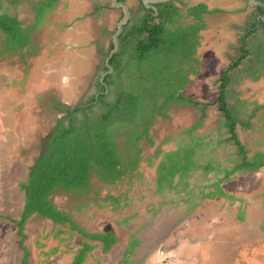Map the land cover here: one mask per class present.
I'll use <instances>...</instances> for the list:
<instances>
[{
  "label": "rangeland",
  "instance_id": "obj_1",
  "mask_svg": "<svg viewBox=\"0 0 264 264\" xmlns=\"http://www.w3.org/2000/svg\"><path fill=\"white\" fill-rule=\"evenodd\" d=\"M87 1L92 2V0ZM98 1L105 2V0ZM130 1L135 2L132 20L139 23L148 10L143 9L137 1ZM201 1H207L213 7H222L226 12L208 17L210 29L204 32L203 46L199 53L203 69L201 74L193 79L185 93L188 97L203 104H209L206 108L207 115L203 125L196 134L202 135L206 142L213 140V143L208 147L204 146L203 150L199 149L200 152H203L204 158L208 154L214 158L227 160L234 157L236 148L232 142L226 141L229 137L228 129L225 127L220 129L221 120L224 119L223 114L219 109V103H213L220 93V79L226 68L233 63V59L242 55L241 47L245 44L242 38L247 35L252 18L254 15H258L259 11L251 0H184L183 3L194 4ZM84 2L86 0H65L62 2V6L54 13L53 21L49 22L51 24H47L37 32L38 44L42 47L38 54L29 55L27 58L16 55L0 62V76H8V81L3 82L1 87L0 139L9 138V141L4 143L5 150H8V153L12 155L11 163L21 166L23 178L30 173L35 165V160L41 156L44 140L55 129L58 119L67 118L64 108H73L88 102L90 96L97 90L96 80L104 71L103 63L109 56L110 44L104 47L103 42H100L105 49L103 55L99 51L97 52L95 44L92 46L93 50H89L91 47L88 45L89 39H87L88 42L83 43L84 39L76 38V40L74 38L79 32L76 25L77 20L78 22L84 19L86 21L87 17L94 15L93 12L92 14L84 12L82 6ZM107 3L110 5L111 0H108ZM178 4L184 7V4ZM0 6L2 7H0V11L8 10L24 21H31L33 18L32 6L27 1L17 5L13 0H0ZM74 6L78 8L77 13L67 17L66 9ZM112 10L108 9L109 15L107 13V16L106 14H102L100 18H98L99 15L93 16L96 18L94 22L100 19L104 21V26H108L109 23L112 25L109 41L113 38L119 24V10L115 16H111ZM65 24H68L69 28ZM2 39L3 34L0 31V44ZM261 39H264V30L260 26L256 35H251L249 40L254 43ZM74 43L78 47H75ZM68 44L71 48L77 49H70ZM57 45L60 46L57 47ZM66 48H69L68 51H65ZM90 70L91 76L88 77L87 74ZM234 73L237 74V77L241 75L239 69H236ZM230 88L234 91L229 98L231 105L238 98L264 104V76L259 81H254L250 77H240ZM116 95L117 89L115 88L109 95V100L116 99ZM62 105L64 108L61 107ZM202 108L203 106L193 104H174L169 112L171 117L159 118L152 127L155 145L143 144L146 158L151 156L158 146L167 149L172 146V142H178L182 138L188 142L190 138L182 133L200 119ZM97 110L98 108L88 110L86 114H95ZM261 114L259 113L258 117L252 120L255 129H246L241 125L238 129L242 142L253 152L264 150V129L261 127ZM84 116L85 114L80 113V120H83ZM20 119L23 120L20 128L24 135V141L21 144L13 130L15 128L12 127L14 124L17 126ZM2 122L4 127L9 128L5 129V132L1 128ZM0 144H2L1 140ZM146 166L148 164H144V169H142L143 177L151 182L150 177L154 168L146 169ZM194 180L195 183H200V174L195 175ZM92 182L95 188L101 190L102 195L106 194L107 187L97 176L93 177ZM223 186L229 194L237 196L239 200L220 197L210 201L205 200L198 212L192 214L187 222L181 225L178 233L192 230L195 233L194 237L203 238L204 242L215 228L214 235L217 236V239L212 243L204 246L197 244L200 248L198 250L190 249L189 256L192 261L190 262V258H188L183 264H264V197L262 196L264 168L258 172L238 173ZM108 187L110 193H119L123 190H127L129 193L133 189L132 186L125 184L120 189H116L115 186ZM91 196L93 195L75 198L59 194L54 197V201L58 206L74 210L75 207L89 201ZM86 213L81 217L76 215L79 223L85 226L87 225L84 220ZM242 213H244V219L241 217ZM49 226L45 227V232L49 231ZM222 229L225 230L223 233ZM65 237V240L60 242L61 252L58 262L54 261L56 264H68L72 259V249L80 244L81 238L77 234L71 239L69 234ZM44 238L46 240L48 237ZM34 240L32 238L30 241ZM172 240L174 242V238ZM183 245L189 247L192 244L187 241ZM35 255L37 264H43L46 257L40 255L38 251Z\"/></svg>",
  "mask_w": 264,
  "mask_h": 264
},
{
  "label": "trees",
  "instance_id": "obj_2",
  "mask_svg": "<svg viewBox=\"0 0 264 264\" xmlns=\"http://www.w3.org/2000/svg\"><path fill=\"white\" fill-rule=\"evenodd\" d=\"M13 1L17 5L29 2L34 10V22L26 24L17 15L0 11V29L5 35L0 59L4 53L25 58L29 53L38 54L41 47L36 44L34 33L50 22L51 15L61 2ZM183 1L158 4V14L144 6L148 11L140 22L134 23L130 29H126L128 24L125 26L121 35V48L111 59L119 72V96L114 102L108 101L106 94H101L96 103V97L92 96L84 106L75 109L61 106L68 116L60 120V126L51 140L52 148L40 159L30 186L31 202H42L44 215L53 217L57 222L66 219L61 217L49 198L57 190L84 195L92 189V178L95 176L114 183L127 175H133L144 158L143 143L155 145L152 127L159 118H170L169 112L176 103L203 106L202 116L182 133L190 141L180 139L177 150L171 152H166L161 146L156 149L155 157L163 156L158 168L160 184H172L178 174L182 179L190 176L199 163L198 149L203 150L204 146L213 143V140L206 142L202 135L196 134L203 125L209 104L190 98L185 92L203 69L199 53L204 32L210 29L207 15L226 10L222 7L211 8L204 1L195 4H184ZM178 3L184 4V7ZM256 6L260 13L254 15L247 35L242 38L245 42L241 47L242 55L233 59V63L226 68L220 79L219 96L213 103H219L224 118L220 129H228L226 141L232 142L236 153L233 158H229L230 170L220 168V158L205 155L207 164L202 165L205 174L214 171L218 178L214 183L217 190L207 193L209 197L222 195L236 198L228 194L221 183L229 181L232 175L258 172L264 168V150L253 152L242 142L238 133L240 125L255 129L252 120L259 113H262L260 119L264 129V104L240 98L232 105L229 101L230 95L234 93L230 87L240 77L259 81L264 76V39L254 43L249 40L251 35H256L260 26L264 30V6ZM112 48L111 42L110 50ZM236 69L242 76L237 77L234 73ZM113 77L114 74L107 76L106 81L111 84ZM101 88L105 89L104 86ZM97 105L101 106V117L96 124H92L86 111ZM80 111L86 115L82 122L77 117ZM68 118L70 124L67 126ZM221 173H224L222 177Z\"/></svg>",
  "mask_w": 264,
  "mask_h": 264
},
{
  "label": "flooded vegetation",
  "instance_id": "obj_3",
  "mask_svg": "<svg viewBox=\"0 0 264 264\" xmlns=\"http://www.w3.org/2000/svg\"><path fill=\"white\" fill-rule=\"evenodd\" d=\"M5 11L10 13L8 10L1 12ZM259 13L260 11L258 15ZM20 21L22 20L20 19ZM0 31L3 34L0 48H3L5 35L1 29ZM37 32L34 33V38L36 44L39 45ZM100 42L103 41L101 40ZM100 42H96V47L99 53L104 55L106 44L103 42V47ZM4 54L0 62L13 57L10 53ZM28 55L32 54L29 53ZM111 65L113 66L112 63ZM103 66L104 71L101 73L100 78L96 80L95 86L97 90L90 96V98L92 96L96 97L94 103L99 100L101 94H106L108 96L107 100L110 101L109 95L115 88L117 89L116 99L119 96V72H117L114 66L113 71H110L107 59L104 60ZM90 74L91 70L87 74L88 77L91 76ZM111 74H114V77L112 83L109 84L106 79ZM7 77L4 75L0 76V96L3 82L8 81ZM23 84L25 85V83ZM102 86L105 89H102ZM116 99L111 100V102H114ZM86 103L79 106H84ZM95 108H98L95 114H87L92 124H96L102 113L100 105L95 106ZM80 113L85 114L80 111L77 114L79 120ZM85 116L80 122L86 119ZM61 119L64 118L58 119L57 126L50 136L44 140L42 154L35 160V165L25 178L21 175V166L11 163L12 155L8 153V150H5L4 143L9 141V138L4 137L0 139L2 143L0 144V264H37L36 251L46 257L43 264L57 263L61 252L60 242L65 240L67 234H69L70 239L75 237L76 234L81 238L80 244L74 246L72 249V259L68 264H144L154 252L166 253L168 255L174 252L175 254L170 256V258L172 257V260H175V257L179 256L182 262L183 258H187L186 251H188V248L184 249L181 253L178 250L184 242L189 241L192 245L200 244V246H204L217 239V236L214 235L216 228L211 235L206 237V242H204L205 239L203 238H195V233L192 230L186 233H178L181 225L187 222L192 214L198 212L205 200L210 201L219 197L239 200L237 196H235L236 198H228L222 195H216L215 197L206 195L217 190L214 183L217 182L218 178L214 171L208 175L205 174L202 165L207 164V162L203 152H200L202 148L197 151L199 163L190 176L182 179L178 174L175 176L172 184L167 182L165 185H161L158 168L163 156L156 158L155 150L151 156L146 158L145 147L142 145L144 147V158L140 163L139 169L133 175H127L125 178L114 183L105 182L97 177L107 187L105 195H102L101 190L93 186V182L92 189L84 195L57 190L49 198L52 205L61 214V217L63 216L66 219L57 222L53 217L44 215L43 203L39 201V203L33 204L31 202L30 186L34 181L33 175L39 165L40 159L52 148L51 140L54 137L55 131L60 126ZM22 122L23 120L20 119L17 126L16 124L12 125L15 128L13 130L18 136L20 144L24 141V135L20 128ZM66 124L67 126L70 124L69 118L66 119ZM1 128H3L4 132L5 129H9L3 126V122ZM171 145L164 150L166 152L177 150V142H172ZM17 160L21 161L20 159ZM221 163V169H231L229 159H221ZM144 164H148L146 169L154 168L150 177L151 182L143 177L142 169H144ZM198 174H200V181L202 182L203 180L202 184L201 182L195 183L194 178ZM223 175L224 173L220 174L221 177ZM207 182L210 183L206 184ZM225 182L228 183L229 181L221 183L223 188ZM124 184L132 186L133 189L129 193L127 190L119 191V193L109 192L110 188L108 186H115L116 189H120ZM227 193L229 194V192ZM59 194H66L75 198L90 194L93 196L90 197L89 201L71 210L56 204L54 197ZM262 196L264 197V192ZM85 212H87L84 215L86 226L79 223L76 218V215L81 217ZM241 217L244 219V213L241 214ZM31 225L32 227H30ZM47 225H50V228L49 231L45 232L44 229ZM69 231L70 233H68ZM218 231L220 230L218 229ZM224 231L222 229L221 232L223 233ZM45 236L48 237L46 240ZM32 238L35 240L31 242ZM172 238H174V242ZM190 246L189 251L192 249ZM49 260L52 261L50 262Z\"/></svg>",
  "mask_w": 264,
  "mask_h": 264
},
{
  "label": "crops",
  "instance_id": "obj_4",
  "mask_svg": "<svg viewBox=\"0 0 264 264\" xmlns=\"http://www.w3.org/2000/svg\"><path fill=\"white\" fill-rule=\"evenodd\" d=\"M65 0H62V2H64ZM107 1L108 0H105V2H100V1H98V0H92V2H90V1H87L86 0V2H84V4L82 5L83 6V8H84V12L85 13H87V14H92V12L94 13V15L92 14V15H88L89 17H87L88 19L85 21V19L84 20H82V21H79L78 22V20H77V22H76V25L78 26V28H79V32L78 33H76V36H74V38L76 39V38H78V39H84L85 41L83 42V43H86V42H88L87 41V39H89V41H90V43L88 44V45H90L91 47H90V49L89 50H93L92 48V46L95 44L96 45V42L97 41H101V40H103V42L106 44V45H109L110 43L109 42H112V38H111V40L109 41V37H111V31H110V27L112 26L110 23H109V25L108 26H104V21H102V20H97V22H94V21H96V18H93V16H96V15H99V17L98 18H100V17H102V14H106V16H107V13H108V15H109V12H108V9H113L112 10V13H111V16H115V13H117V10H119V21L121 20V18L123 17V10L121 9V8H117V7H115L114 6V4H113V0H111V3H110V5H109V3H107ZM123 1H125L127 4H129V6L131 7V10H132V16H131V19H130V21H129V23H128V26H127V28L126 29H130L131 28V26L134 24V23H137L136 21H133L132 19V17H133V11H134V9H133V5H134V3L135 2H131L130 0H123ZM134 1H137L141 6H142V8L143 9H145L144 8V5L139 1V0H134ZM60 3L59 5H58V7L56 8V10L54 11V13L57 11V9H59L60 8V6H62L61 4H63V3ZM205 2V1H204ZM207 2V1H206ZM80 3V2H79ZM209 5H210V7L211 8H215V7H213L209 2H207ZM15 4V3H14ZM81 4V3H80ZM195 4V3H194ZM75 6H76V4H75ZM75 6L73 7V8H67L66 9V11H65V15H67V17L68 16H72V14H74V13H77V11H78V8H75ZM93 8V9H92ZM92 9V10H91ZM79 10H81L80 8H79ZM52 14L51 15V17H52V19H51V17H50V21H53V17H54V15L55 14ZM209 16H212V14H209V15H207V20H208V17ZM142 17V16H141ZM140 17V18H141ZM144 17V16H143ZM142 17V18H143ZM141 18V19H142ZM19 19H20V17H19ZM80 19H81V17H80ZM79 19V20H80ZM139 19V18H138ZM22 20V19H21ZM23 22H25L26 24H32L33 22H34V11H33V18H32V20L31 21H24V20H22ZM209 22V21H208ZM82 23V24H81ZM48 24H51V23H48ZM210 25V24H209ZM65 26L66 27H68L69 28V26H68V24H65ZM113 37V36H112ZM37 38H39L38 37V35H37ZM77 40V39H76ZM76 43H77V41H76ZM57 44V43H56ZM61 44H63L62 42H61ZM60 44V45H61ZM80 44V43H79ZM60 45H57V47H59ZM76 44L74 43V46H75ZM121 45H122V43H121ZM120 45V46H121ZM70 49H75L74 47H72L71 48V46H70V44H68L67 45ZM73 46V45H72ZM75 47H78V46H75ZM42 48V47H41ZM69 48H66L65 49V51H68V49ZM77 49V48H76ZM75 49V50H76ZM96 49H97V47H96ZM41 50V49H40ZM88 50V51H89ZM97 52H98V49H97ZM90 57V56H89ZM192 249H196V250H198L199 249V246H197V244H195V245H191L190 246ZM186 248H188V251H186L187 253H186V255H187V258H183L182 259V262H181V257H175V260H172L173 258L171 257L170 258V256H172V255H174L175 253L174 252H172V253H170L169 255L168 254H161V253H157V252H154V254L153 255H151L150 257H149V259H147V261L144 263V264H183L185 261H186V259H188V258H190L189 260H190V262L192 261L191 260V257L189 256V254H190V251H189V247H187V246H184L183 244L180 246V248H179V250H178V252H182V251H184V249H186ZM177 252V253H178ZM176 253V254H177Z\"/></svg>",
  "mask_w": 264,
  "mask_h": 264
},
{
  "label": "water",
  "instance_id": "obj_5",
  "mask_svg": "<svg viewBox=\"0 0 264 264\" xmlns=\"http://www.w3.org/2000/svg\"><path fill=\"white\" fill-rule=\"evenodd\" d=\"M140 1L143 3V5L147 9H151L152 8L158 14L159 13L158 4L170 2L172 0H140ZM251 2L254 5H262V6H264V2H262L260 0H251ZM113 4H114L115 7L121 8L123 10V17L119 21L117 30H116L115 34L113 35V48L110 51V54H109V56L107 58L108 66L110 68V71H113V69H114L113 66L110 63V60L120 50L121 35L124 32L125 26L129 23V21L131 19V16H132L131 7L125 1H123V0H113ZM263 18H264V16H263Z\"/></svg>",
  "mask_w": 264,
  "mask_h": 264
}]
</instances>
